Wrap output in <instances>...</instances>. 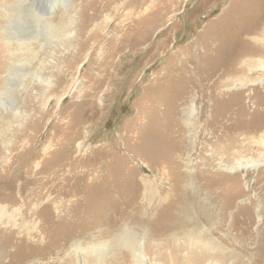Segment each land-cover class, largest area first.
<instances>
[{
  "label": "rangeland",
  "instance_id": "obj_1",
  "mask_svg": "<svg viewBox=\"0 0 264 264\" xmlns=\"http://www.w3.org/2000/svg\"><path fill=\"white\" fill-rule=\"evenodd\" d=\"M63 1L47 16L74 14L72 43L38 37L28 49L35 59L4 35L0 0V264H79L75 245L96 264L86 249L96 242L110 246L101 264H133L114 240L127 230L144 238L146 264H264V0ZM105 22L102 37L72 58ZM23 37L24 46L32 36ZM246 60L257 69L253 84L228 90L246 77ZM20 63L17 86L6 88V70ZM238 161L237 172L223 169ZM193 196L191 218L212 231L200 208L222 223L206 254L189 251L181 229L161 230ZM30 202L36 211L26 216Z\"/></svg>",
  "mask_w": 264,
  "mask_h": 264
},
{
  "label": "bare ground",
  "instance_id": "obj_2",
  "mask_svg": "<svg viewBox=\"0 0 264 264\" xmlns=\"http://www.w3.org/2000/svg\"><path fill=\"white\" fill-rule=\"evenodd\" d=\"M36 1L37 0H2V4L5 5V10H9L7 12V15H6V18H5L6 19V22H7L6 23L7 24V29H4L5 30V34L4 35H7L6 37H9L12 41L16 42V44L18 43L17 46H21V48L20 47L18 48V51H20L23 54H27L29 57H32V58H35L37 56V51H35V49H33V48H31L30 51H28V49H29V46L32 47V43L34 41L36 42V40L38 39V37H42V39H43L42 41H44V42L57 43V46L60 45V44L69 45L70 43H72V39L70 37H67V35L69 34V31L73 27L72 26V23L73 22H71V21L73 19V15H74V14L64 15L63 17H61L58 20V22H54V21H52L54 19H52V20L49 19L47 15L49 13H51V11H53V9L55 7H59V9L60 8H64L65 7V4L63 3V6L60 5V4H57V2H60L61 0H39L44 5V8H45V10L47 12L46 15H41V14H39V12L36 11V9L33 8V5L35 4L34 2H36ZM62 2H64V1L62 0ZM105 2H107V1H105ZM106 4H108V3H106ZM92 10H93L94 14L95 13L97 14L98 13V6H95V8H93ZM85 13L86 12L84 10V14ZM49 17H51V16H49ZM69 17H71V18H69ZM84 18H86V15H84ZM87 20H88V18H87ZM89 23L90 22L85 21V23H84V28L85 29H86V26H88ZM104 24H105V26H103L101 24L100 25L97 24V25H95L96 27H94V29L92 31L89 30V31H91V33L89 32L90 34L86 38H84V40H82L80 44H78V45H81V47H77V49H76L75 53L73 54V57L72 58L75 59L76 58L75 56L81 57V55L85 51V48H86L89 40H92V39H95V38H97L96 40H98V39H100L102 37L101 34L99 33V31H100L101 27L102 28H106L108 26V22H105ZM19 26H20V28L22 27V31H20V32H18V31L17 32H13L14 28H15V31H16V29L17 30H20ZM145 28H144V30H145ZM118 31H119V28H115L114 31H113V33H117ZM26 32H30L32 38H31V41L29 43H24V46H23V43L21 45V44H19V42H22L24 40L23 35ZM14 33H16L17 36H15ZM112 35L114 36V34H112ZM6 40H7V38H6ZM6 42L9 43L10 40H8ZM10 45L11 44H7L5 46L6 47H11ZM34 45H35V43H34ZM112 45H115V44H112ZM106 46L109 47L108 45H106ZM40 47L42 49V46H40ZM123 47H124V43H119L115 48H113V51H112L110 57L112 58V56L115 55V54H117L119 52V50H121ZM16 55L18 56L17 53H9V56H14V58L16 57ZM15 59H17V58H15ZM33 61H34V59H33ZM108 65H110V69H111V66H113V64H111L110 61H109ZM244 65H248V73L246 74V77L240 78L243 75V73H241V75H240L239 78L234 79V80L231 81V85L229 84V87H228L229 89L228 90H230V89L231 90L232 89H241V88L243 89L244 87H246V85L248 83L249 84H253L254 81L249 80L248 77H247L249 75V73H251L253 70L255 71L257 69H261V70L264 69L262 66L259 67V68H257V69H254L253 67H250L248 60L244 61ZM23 67H24L23 64L20 63L19 65H14L13 67H10V68H8L6 70V78L4 79V83L7 85L6 88L10 89L11 87L17 86V84H18L17 83L18 82V76H20V74H23L24 73V68ZM243 68H245V67H243ZM110 69H107L106 71L104 70L103 78H105V79L109 78V76H110ZM39 71L41 72V68L37 69V72H39ZM34 81L40 87H43L44 89L49 88L48 87L49 86L48 81H46V79H43L41 76L37 75L36 73L34 74ZM72 87H73V85L70 87V89ZM200 114H202V110H201V113ZM224 128L225 127H222V129H224ZM220 134L221 135L224 134L223 131H221ZM221 135L216 136V139L219 138ZM186 139L188 140L187 134L184 135V144L187 142ZM181 148H182V145H181ZM217 150L220 152L223 149L222 148H219V149L217 148ZM214 152H216V151H214ZM224 165L225 166H223V169L229 171V173L237 172L243 166V164H241V162H239V161L234 166H228L225 163H224ZM249 166H251L250 168H253L256 165H255V163H253V164H250L249 163V164L245 165L244 168H249ZM184 176L186 177V175H184ZM188 177H189V175H187V178ZM184 184H185L184 185L185 190L189 191V187L191 185L189 183V179H188V181H185L184 180ZM5 187L3 186V188H5ZM52 190H54V189L52 188L50 191H52ZM185 190L183 189V192L184 193H185ZM196 192H194V194H193V195H195V197L198 196V193H196ZM195 197L193 196L191 198H184L183 201H182V203H181V205L178 207L179 211H181V212L180 213L177 212V213L174 214L175 216L169 218L170 221L168 220V222L165 225H163L164 227L161 228V230L162 229L168 230L171 227L172 228H176L178 230L181 229V232L182 233L181 232L180 233L183 234V236L185 237V245H186V247H188V250L189 251H192V250L196 249L195 251H197V252L200 251V253L206 254L207 251H213V250H210V249L213 248L216 244H218L217 241L219 240L218 236L215 239L214 238V235L213 234H210L209 232L219 235L220 234L219 228H222V223L215 222V219H217V215L214 212H211L210 213V212H207L205 210L202 211L200 208L198 210L200 211L201 220L205 224L204 227H206L207 225L210 227V226H213L214 223H216V226L212 229V231H209V229H207V228H202L199 225V223L197 222V220L195 221L193 218H191V214H190V202H193L195 200ZM29 198H30V196H29ZM185 201L187 203L185 204V207H183L182 204ZM188 203H189V205H188ZM30 204H32V203L30 202V203L27 204V208H26L27 214H26V216L29 214L28 213L29 211H30V214L29 215H33L35 213V211H36L35 208L30 209ZM48 205H49V203H48ZM12 213H17V212H12ZM12 213H11V216H12ZM11 216L10 217H7V218L8 219H11ZM181 217H183V218H181ZM144 223H145L144 221H141V222H139V225L138 226L139 227L141 226L140 228H142V226H144ZM189 224L191 225V228L189 227ZM232 225H234V223L231 224L228 228H231L232 229ZM27 227H28V225H27ZM20 229H23V230H20V231H24V232L27 233V230L25 229V226L24 227L22 226ZM206 229L208 231H206ZM171 230L172 229H170V231ZM178 230H176V232ZM29 231H28V233H30ZM159 232H161V231L159 230ZM218 232H219V234H218ZM31 235H33V234H31ZM158 237H159V235H158ZM136 238H137L136 237V234H134L130 230H127L124 235H122L120 238L118 237L117 239H114V240H115V243L117 245L125 248L126 250H128L130 252V257H131L130 260L132 261L133 264H146L145 260L143 259L145 257V255H144V252H143L144 250L142 249L143 243L141 241L144 238H142V239L140 238L139 240H137ZM109 248H110V246L109 245H106L105 243H97L96 242L94 244H90L89 246H87L86 249L89 250L90 252L94 253L95 260L97 261L96 264H101L104 261V259L107 257L106 254H105L106 253L105 249L108 251ZM179 249H180V247H179ZM70 250L73 253V255H75V257L77 258V261H78L79 264H87L86 261L81 257V255L85 252V249H82L79 245H75V246L71 247ZM103 250H104V253H103ZM169 258H170V263L169 264H175V262L171 259V257H169ZM211 262H213V261H211ZM154 264H156V263H154ZM163 264H165V263H163Z\"/></svg>",
  "mask_w": 264,
  "mask_h": 264
}]
</instances>
